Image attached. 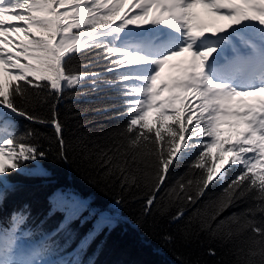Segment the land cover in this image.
<instances>
[{"label": "snow or ice", "instance_id": "1", "mask_svg": "<svg viewBox=\"0 0 264 264\" xmlns=\"http://www.w3.org/2000/svg\"><path fill=\"white\" fill-rule=\"evenodd\" d=\"M93 55L107 62L103 72L69 67L81 58L89 67ZM87 82L117 93L126 123L103 147L81 142L85 157L95 156L122 187L149 189L147 211L170 167L194 156L190 174L169 195L196 205L221 185L195 212L202 230L224 243L242 238L238 264H264V0H0V202L14 189L8 177L45 156L32 131L16 135L13 114L45 123L28 106ZM50 123L64 157L54 105ZM233 169L238 174L229 181ZM245 201L243 211L225 215ZM51 203L65 213L53 232L27 227L23 210L10 214L0 226V264H83L81 252L114 226L100 213L65 254L55 237L88 202L69 190ZM184 214L182 208L173 220Z\"/></svg>", "mask_w": 264, "mask_h": 264}, {"label": "trees", "instance_id": "2", "mask_svg": "<svg viewBox=\"0 0 264 264\" xmlns=\"http://www.w3.org/2000/svg\"><path fill=\"white\" fill-rule=\"evenodd\" d=\"M89 67L88 59L81 58L69 66L78 71L103 72L107 62L93 55ZM107 74L106 79H112ZM53 105L57 119L62 126L65 142L64 157L60 154V143L52 119ZM18 106L25 108V104ZM29 111L40 116L45 123H34L22 117L12 116L15 133L18 136L28 131L35 135L33 142L45 153L44 158L28 161V172L8 177L13 190L5 191L0 202V226H7L13 211L23 210L28 215L27 227L43 232H53L63 222L65 213L52 211V199L58 193L71 190L88 202V208L80 216L60 230L55 240L65 254L74 252L80 241L93 230L100 213L114 218V226L104 228L80 254L83 264H238L239 248L246 247L243 239L229 243L222 242L209 231L202 230L201 211L208 200L217 195L221 185H211L206 195L196 205L174 201L170 190L178 181L190 174L194 156L170 167L168 178L155 203L146 211L145 201L149 189L141 187L124 188L115 175H106L95 156L86 158L80 144H108L114 129L125 125L121 116L123 110L117 93L101 86L92 90L90 82L76 89L66 90L58 100L47 98L43 105H30ZM43 174H29L35 169ZM237 173L228 174L230 181ZM251 201L238 203L225 215L240 213ZM184 216L173 217L181 209ZM96 214L92 215V211ZM210 250L215 255L210 254Z\"/></svg>", "mask_w": 264, "mask_h": 264}, {"label": "rangeland", "instance_id": "3", "mask_svg": "<svg viewBox=\"0 0 264 264\" xmlns=\"http://www.w3.org/2000/svg\"><path fill=\"white\" fill-rule=\"evenodd\" d=\"M165 72L167 73L168 72V69H166Z\"/></svg>", "mask_w": 264, "mask_h": 264}]
</instances>
